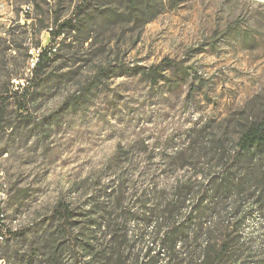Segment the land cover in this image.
Returning <instances> with one entry per match:
<instances>
[{
  "label": "rangeland",
  "instance_id": "1",
  "mask_svg": "<svg viewBox=\"0 0 264 264\" xmlns=\"http://www.w3.org/2000/svg\"><path fill=\"white\" fill-rule=\"evenodd\" d=\"M84 1L0 0L3 264L43 261L44 241L60 227L52 217L58 203L83 224L88 210L102 214L111 192L120 228L126 221L139 236L141 221L177 179L205 171L180 167L188 143L234 140L264 116V5ZM72 17L73 29L52 42L50 30ZM49 46L54 54L30 80L31 61ZM162 60L150 82L142 71ZM24 86L17 101L7 99ZM250 167L232 174V211L227 202L217 207L213 264H264V163ZM70 233L64 229L58 248L63 264H74Z\"/></svg>",
  "mask_w": 264,
  "mask_h": 264
},
{
  "label": "trees",
  "instance_id": "2",
  "mask_svg": "<svg viewBox=\"0 0 264 264\" xmlns=\"http://www.w3.org/2000/svg\"><path fill=\"white\" fill-rule=\"evenodd\" d=\"M83 7L85 3L78 5L74 13ZM73 20L72 17L56 23L55 29L49 32L50 40L53 42L66 28L73 29ZM53 49L49 46L37 52L34 65L30 69V80L50 60V55L54 54ZM163 66L164 60L142 73L150 82H155L156 75ZM25 88L26 86L12 90L7 99L17 101L18 91ZM24 98L22 101L25 104ZM4 103V98L0 96V126L3 123ZM17 103L19 105L20 100ZM184 151L187 155L186 161L181 162L180 167L194 168L204 165L205 171L183 175L177 179L167 194L163 195V202L155 203L154 208L141 221L143 227L140 228L139 236L129 233L126 221L123 228H120V213L113 214L120 209V204L113 201L117 198L114 192L108 194L109 199L102 206V214H98L99 210H88L83 224L73 220L74 215L69 207L58 203L52 217L59 221L60 227L53 232L56 234L54 239H45L43 261H37L31 256L27 260L21 259L19 263L63 264L58 258V248L62 245L64 229H69V247L74 264H192V259H195V264H213L209 251L211 244L215 246L210 237L213 231L212 222L213 219L217 220L218 205L227 202L230 211L235 207V199L231 197L235 195L231 187L234 182L233 172L237 169L249 172L250 163H264V116L250 121L234 140L202 138L188 143ZM178 152L176 150L174 153ZM195 182L197 185H194ZM257 199L263 201V195L258 193ZM69 219L72 222L69 223ZM202 223L205 227L201 232ZM147 225L151 228L144 232ZM192 225L196 227L191 229Z\"/></svg>",
  "mask_w": 264,
  "mask_h": 264
},
{
  "label": "clouds",
  "instance_id": "3",
  "mask_svg": "<svg viewBox=\"0 0 264 264\" xmlns=\"http://www.w3.org/2000/svg\"><path fill=\"white\" fill-rule=\"evenodd\" d=\"M248 6L255 8L257 5H264V0H247ZM0 264H3V261L0 260Z\"/></svg>",
  "mask_w": 264,
  "mask_h": 264
},
{
  "label": "built area",
  "instance_id": "4",
  "mask_svg": "<svg viewBox=\"0 0 264 264\" xmlns=\"http://www.w3.org/2000/svg\"><path fill=\"white\" fill-rule=\"evenodd\" d=\"M35 60H36V58L31 61V67L34 65Z\"/></svg>",
  "mask_w": 264,
  "mask_h": 264
}]
</instances>
